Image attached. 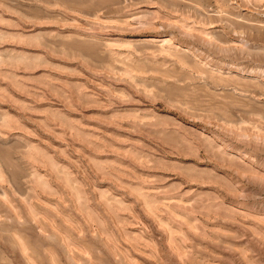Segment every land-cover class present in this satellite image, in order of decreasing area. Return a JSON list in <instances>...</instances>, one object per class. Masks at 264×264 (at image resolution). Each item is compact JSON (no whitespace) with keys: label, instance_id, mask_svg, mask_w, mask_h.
Masks as SVG:
<instances>
[{"label":"rangeland","instance_id":"rangeland-1","mask_svg":"<svg viewBox=\"0 0 264 264\" xmlns=\"http://www.w3.org/2000/svg\"><path fill=\"white\" fill-rule=\"evenodd\" d=\"M0 264H264V0H0Z\"/></svg>","mask_w":264,"mask_h":264}]
</instances>
